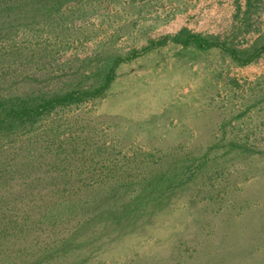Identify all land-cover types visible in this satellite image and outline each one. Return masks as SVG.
Segmentation results:
<instances>
[{
    "label": "rangeland",
    "instance_id": "374dc122",
    "mask_svg": "<svg viewBox=\"0 0 264 264\" xmlns=\"http://www.w3.org/2000/svg\"><path fill=\"white\" fill-rule=\"evenodd\" d=\"M222 3L0 10V108L93 92L114 70L95 96L0 125V264H264V18L226 23ZM182 28L236 58L143 50Z\"/></svg>",
    "mask_w": 264,
    "mask_h": 264
},
{
    "label": "trees",
    "instance_id": "16d2710c",
    "mask_svg": "<svg viewBox=\"0 0 264 264\" xmlns=\"http://www.w3.org/2000/svg\"><path fill=\"white\" fill-rule=\"evenodd\" d=\"M14 1L15 0H0V10L5 9V11H7L8 9H10V7L12 8L13 6H15V8L17 9L24 8L23 12H29L28 9H31L30 6L34 4L36 5V7L33 10H37V9L42 10L41 11L42 13L46 11L50 12L58 5V4H54V2L58 0H55L51 5H45L44 3H42V0H22L18 3ZM166 40L178 42L182 45L194 44L200 49L221 47L227 50L228 52H230L233 58H236V52L234 49L227 48L222 42H219L215 39H209L201 35L200 33H193L186 28H182L179 35L164 36L161 40L151 41V43L148 46L144 47L143 50H149L151 48H154L155 46L160 45L162 42ZM250 61L251 58L249 57L246 59H242L240 62L246 64L249 63ZM118 62L119 59H117L114 63L117 64ZM113 76H114V70L113 67H111L105 76L104 85L100 89L93 92H89V91L80 92L77 89H71L64 94L57 95L49 99H42V101L36 106H30L27 104V102L22 101L20 99H17L15 101L14 99L4 101L3 103H1L4 105H2L0 108L1 112L3 113V116L0 119V125L6 122L8 118H10L12 121L14 118H22L24 116L28 118L31 115H38L46 111L47 109L54 107L56 104H68L72 102V100L80 96H95L99 94L103 88H106L109 85ZM19 102H22V104L20 105Z\"/></svg>",
    "mask_w": 264,
    "mask_h": 264
},
{
    "label": "crops",
    "instance_id": "0c3cea01",
    "mask_svg": "<svg viewBox=\"0 0 264 264\" xmlns=\"http://www.w3.org/2000/svg\"><path fill=\"white\" fill-rule=\"evenodd\" d=\"M220 7H215L220 12L218 15L221 20L226 19V23L237 24L243 23L248 17L257 15L264 18V0H223ZM246 23V22H245Z\"/></svg>",
    "mask_w": 264,
    "mask_h": 264
},
{
    "label": "bare ground",
    "instance_id": "6f19581e",
    "mask_svg": "<svg viewBox=\"0 0 264 264\" xmlns=\"http://www.w3.org/2000/svg\"><path fill=\"white\" fill-rule=\"evenodd\" d=\"M198 195V194H197ZM241 196V195H240ZM242 206V205H241ZM249 220V219H248Z\"/></svg>",
    "mask_w": 264,
    "mask_h": 264
}]
</instances>
